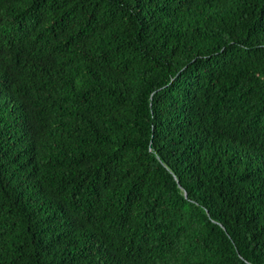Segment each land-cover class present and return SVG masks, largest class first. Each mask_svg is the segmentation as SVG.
I'll list each match as a JSON object with an SVG mask.
<instances>
[{
  "label": "trees",
  "instance_id": "obj_1",
  "mask_svg": "<svg viewBox=\"0 0 264 264\" xmlns=\"http://www.w3.org/2000/svg\"><path fill=\"white\" fill-rule=\"evenodd\" d=\"M0 264H264V0H0Z\"/></svg>",
  "mask_w": 264,
  "mask_h": 264
},
{
  "label": "water",
  "instance_id": "obj_2",
  "mask_svg": "<svg viewBox=\"0 0 264 264\" xmlns=\"http://www.w3.org/2000/svg\"><path fill=\"white\" fill-rule=\"evenodd\" d=\"M185 196H187V194H185Z\"/></svg>",
  "mask_w": 264,
  "mask_h": 264
}]
</instances>
